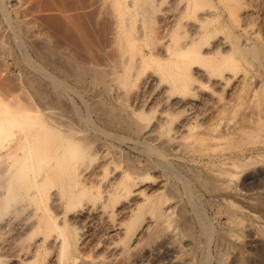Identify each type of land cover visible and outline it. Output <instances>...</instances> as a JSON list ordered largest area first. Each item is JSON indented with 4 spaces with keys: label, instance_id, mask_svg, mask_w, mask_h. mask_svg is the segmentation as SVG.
<instances>
[{
    "label": "bare ground",
    "instance_id": "bare-ground-1",
    "mask_svg": "<svg viewBox=\"0 0 264 264\" xmlns=\"http://www.w3.org/2000/svg\"><path fill=\"white\" fill-rule=\"evenodd\" d=\"M113 1L115 56L104 68L83 72L93 77L91 83L104 86L105 96L101 95L110 100V104L104 103L110 106L107 113L100 115L116 131L112 139L144 145V151L156 161L145 165L127 160L124 166L116 157L117 149L115 156L109 157L103 147L96 146L94 136L70 120L51 124L40 121L42 131L33 133V137L26 133L25 142L17 141L19 146L26 147L24 153L21 155L17 147L12 149L8 167L0 171V264H88V255L82 250L92 219L106 221L113 233L96 244L97 255L89 262L116 263L137 249L144 235L157 236L171 226L170 198L152 200L151 196H144L146 190L156 185L167 188L166 180L157 179L153 169L160 167L157 165L168 166L169 156L204 162L208 171L204 176L206 185L214 191L223 186L230 188L239 173L252 162L255 164L256 158L246 157L247 147L230 143L235 137L244 139L255 130L260 132L264 124V108L260 109L264 101H255V105H260L256 106L258 110L248 108L251 98L259 95L257 88H253L255 82L248 81V73L238 75L233 71L235 61L264 54L258 32L248 20L247 24L242 23L245 14L240 12L243 20H235L241 15L232 12L228 8L232 4H223V0H172L166 7L164 0H142L140 5ZM234 6L230 8L237 9ZM147 11L161 17L150 19L154 21L150 29L144 24L135 27L136 19ZM248 15L251 16L245 17L249 18ZM232 80L241 89L238 93L230 92L225 99L220 91L226 90ZM242 109L247 112L239 125L229 128L223 124ZM8 115L0 112V149L13 141L14 122ZM37 120L27 125H38ZM261 143L264 145V138ZM262 147L254 149L260 151ZM25 192L41 209L35 218L23 214L20 203ZM138 198H142L143 207L148 205L149 216L135 203ZM230 203L234 209L230 208L227 214L232 227L230 235L240 240L245 236L241 233L246 224L238 215L240 209L237 210L235 201ZM126 218L129 221L125 222ZM221 257L219 264H228L225 255Z\"/></svg>",
    "mask_w": 264,
    "mask_h": 264
},
{
    "label": "rangeland",
    "instance_id": "rangeland-1",
    "mask_svg": "<svg viewBox=\"0 0 264 264\" xmlns=\"http://www.w3.org/2000/svg\"><path fill=\"white\" fill-rule=\"evenodd\" d=\"M109 1L0 0V112L8 113V117L14 122L13 141L0 149V171L6 170L8 167L12 149L17 147L20 154L24 153L26 147L21 145L20 147L17 141L24 140L27 136L26 133H30L29 135L33 137L40 130L42 131V120L45 124L56 121L64 122V119L70 120L78 128L94 136L97 140L96 146L103 147L109 157L115 156L114 150L117 149L119 154L116 157H120L119 160L124 166L127 165V160L145 165L156 161L144 151V145L137 144L132 140H125L122 138V134L120 136L122 140L112 139L111 135L116 131L107 126L104 119H101L103 115H100L101 112L102 114L108 112L110 105L107 104H110V100L104 97V86L96 83L97 87L95 81L91 83L94 79L86 73L90 68H104L107 62L109 63L110 59L112 61L115 56V24L112 21L114 14L111 12L114 1ZM126 1L138 5L142 3V0ZM215 1L220 2V0ZM145 2H149V0H145ZM170 2L172 0H164L163 4L165 6ZM223 2V4H232L233 8L236 5L237 9L230 8L232 5L228 7L232 12L241 15V17L234 18L235 20L242 19L244 14H251V16H247L249 18L244 15V20L241 21L242 23L246 21V24L249 22L250 27L258 32L259 42L264 44V0H234V2L223 0ZM220 4H218L219 7L223 5L220 6ZM165 7L162 5V8ZM249 10L252 12L248 13ZM229 11H227V15H229ZM150 12L153 11H147L148 14L139 16L136 22L133 21L135 27L144 24L145 28L150 29L153 26L150 25L154 24V21L150 19L161 17L160 14H156L155 17V14H149ZM233 24H237V22ZM263 57L264 54L260 58L248 57L246 60L242 59L233 63V71L238 75H247L248 73V81L255 82H253V88H257L259 95L256 91L255 95L258 97H254V100L251 98L249 102L251 106L246 103L250 109L256 110V106H260L255 105L258 103L257 100L260 101V104L264 101ZM84 69L86 72H83ZM82 72L86 76H83ZM203 83L207 84L206 81ZM240 89V85L232 80L228 88L220 93L227 99L230 92L238 93ZM153 91V88L150 89L151 93ZM263 104L260 109L264 108ZM243 109L229 119L227 118L223 124L229 128L239 125L249 110ZM61 117L62 119H60ZM30 120L35 123L37 120V124H39L27 125L32 123ZM40 121L42 122L40 123ZM29 126L30 128H28ZM199 129L202 130V128ZM257 132L259 129L244 139L235 137L232 139L234 141L231 140L230 143L237 145L238 142V145L241 144L244 147L243 149L247 147L245 154L247 153L248 159L252 157L254 160L255 158L258 161L263 160L264 158L261 156L264 157V148L262 147L263 150L260 151L254 148L264 146L261 143L264 138V124L260 132ZM13 145L15 147H12ZM225 145L228 147L226 143ZM205 152L206 150L202 151L206 154L207 152ZM256 160L255 164L252 162L250 167L233 179L231 189L228 186H223L227 187V190L220 187L215 192V188L209 184L206 185L205 177H207L208 171L204 162H190V160L180 159L179 155L169 156L168 163H166L168 166L157 165L160 167L153 169L157 179L166 180L167 188L156 185L146 190L144 196H151L152 200L163 199L166 196L170 198L171 226H168L169 228L164 229L165 231L163 230L157 236L144 235L140 246L130 254L121 257L116 263L102 262L98 264H219L223 255H225L228 264H264V232H260L264 230V225H262L264 224V160L259 162ZM174 169L177 170V174ZM180 176L182 179L179 178ZM231 201H235V204L238 205L237 210L242 211H238V215L244 218L246 224L244 225L246 230L245 228L243 230L246 233L244 232V234L242 231L241 234L247 237L243 236L242 240L232 236L235 237L234 240L230 235L232 227L231 222L227 220L230 218L228 210L230 212V208L232 211L234 210L232 205L231 207L229 205ZM135 203L142 206V198H138ZM20 204L23 214L32 218L37 217L41 211L32 203L26 192ZM140 211L146 216L150 215L148 205L147 207L142 206ZM243 213L244 217H242ZM124 221H129V218ZM206 225L209 228H205ZM259 227L263 230H260ZM86 232L88 240L82 253L88 255V264H92L89 260L97 255L94 252V247L99 241H104L113 231L106 221L92 219L88 222ZM234 242L238 246L240 244V247L236 243L233 244ZM241 249H245L243 251L245 254L240 252Z\"/></svg>",
    "mask_w": 264,
    "mask_h": 264
}]
</instances>
